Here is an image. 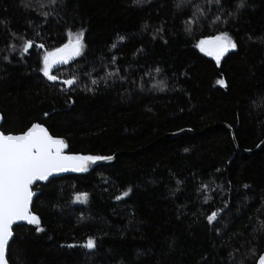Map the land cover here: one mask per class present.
<instances>
[{"label":"trees","instance_id":"trees-1","mask_svg":"<svg viewBox=\"0 0 264 264\" xmlns=\"http://www.w3.org/2000/svg\"><path fill=\"white\" fill-rule=\"evenodd\" d=\"M245 2L0 0V130L39 123L66 152L113 156L33 186L43 231L15 225L9 264H255L264 252V0ZM81 31V55L49 80L43 55ZM222 33L237 47L217 63L197 45Z\"/></svg>","mask_w":264,"mask_h":264},{"label":"snow or ice","instance_id":"snow-or-ice-1","mask_svg":"<svg viewBox=\"0 0 264 264\" xmlns=\"http://www.w3.org/2000/svg\"><path fill=\"white\" fill-rule=\"evenodd\" d=\"M50 2L55 4L56 0H50ZM140 2L141 0H134L136 4ZM210 2L220 4V0H210ZM245 6V0H239L236 7L239 10ZM44 15L47 16L48 14L45 13ZM217 19L220 18L217 17ZM83 36V31L76 33L73 42L65 44L44 57L42 69L44 76L55 81L57 77L50 74L51 67L55 63H67L70 58L81 55L84 48ZM32 46L33 42L27 41L22 51L26 53ZM113 46L115 47V45ZM197 46L201 51H207L209 55H214L217 63L225 53L237 47L236 43L226 33L208 40H201ZM63 83L72 86L76 80L75 78L68 79ZM91 83L95 85L97 81L93 79ZM218 83L223 85L224 81L220 80ZM65 147L66 144L63 139L54 138L39 123L33 124L20 134L0 131V264H9L7 251L9 241L13 238L14 224L19 221H26L29 225H37V231H43L39 227V218L33 215L29 208L34 195L31 190L34 182L45 180L55 172L68 171L69 169L86 171L87 162L112 158L66 156L63 154ZM128 195L129 192L123 193V196ZM120 198L117 197V199ZM77 200L86 202L87 194H81ZM215 219L216 213H213L208 217V222L211 224ZM95 246V241L91 238L84 245L87 249H94ZM258 264H264V255L260 256Z\"/></svg>","mask_w":264,"mask_h":264},{"label":"water","instance_id":"water-1","mask_svg":"<svg viewBox=\"0 0 264 264\" xmlns=\"http://www.w3.org/2000/svg\"><path fill=\"white\" fill-rule=\"evenodd\" d=\"M208 39H211V38H208ZM208 39H204V40H208ZM200 49V48H199ZM204 54H206V55H208V56H210V57H212L215 61H217L216 60V58H215V56L214 55H209L208 53H207V51H202ZM222 58V57H221ZM220 58V59H221ZM71 59V58H70ZM69 59V60H70ZM68 60V61H69ZM62 64H65V63H60V62H58V63H55L52 67H51V69L52 68H55L56 66H60V65H62ZM50 69V70H51ZM1 123H2V115L0 114V125H1ZM35 124V123H34ZM33 125V124H32ZM31 125V126H32ZM30 126V127H31ZM43 126V125H42ZM29 127V128H30ZM44 127V126H43ZM225 127L227 128V129H229V127H228V125H225ZM27 130V129H26ZM25 130V131H26ZM1 131V130H0ZM24 131V132H25ZM184 131H186V130H181V131H178V132H175V133H171V134H169V136H176V135H178V134H180V133H183ZM49 132V131H48ZM23 133V132H22ZM20 134V133H19ZM50 134V133H49ZM51 135V134H50ZM54 137V136H53ZM54 138H59V137H54ZM59 139H61V138H59ZM264 143V139L256 146V148H258L261 144H263ZM248 152V151H247ZM63 154L64 155H66V156H86V155H82V154H80V153H69V152H66V147L64 148V150H63ZM113 159V156H112V158L111 159H100V160H96V161H89V162H87V165H86V167H87V170L86 171H72L71 169H69L68 171H63V172H55V173H53L52 175H50L47 179H45V180H42V181H36V182H34V184L32 185V188H33V186L34 185H36V184H45V183H47L50 179H52V178H57V177H61V176H65V175H74V174H84V173H87L88 171H90L96 164H100V163H103V162H106V161H109V160H112ZM32 188H31V190H32ZM33 191V190H32ZM33 193H34V195H33V197H32V201H31V203H30V205H29V208H30V212H31V205H32V202H33V199H34V197L37 195V191H33ZM32 213V212H31ZM33 214V213H32ZM33 215H35V214H33ZM36 216V215H35ZM15 225H29L26 221H19V222H17L16 224H14L13 225V227L15 226ZM10 241H11V239H10ZM9 241V242H10ZM261 255H264V252H262L260 255H259V257L257 258V260H256V262H255V264H258V261H259V258H260V256Z\"/></svg>","mask_w":264,"mask_h":264},{"label":"rangeland","instance_id":"rangeland-1","mask_svg":"<svg viewBox=\"0 0 264 264\" xmlns=\"http://www.w3.org/2000/svg\"><path fill=\"white\" fill-rule=\"evenodd\" d=\"M75 34H76V33H70L69 36H68V40L66 41L65 44H69V43L73 42ZM228 36H229V35H228ZM229 37H230V36H229ZM65 44H64V45H65ZM64 45H63V46H64ZM63 46H62V47H63ZM60 48H61V47H60ZM51 52H52V51H51ZM48 53H50V52H47V53H45V54L43 55V58H42V69H43V67H44V63H43V61H44V57H45ZM75 57H77V56H74V57H72L71 59H73V58H75ZM71 59H70V60H71ZM53 69H55V68H52V69H51V72H52ZM51 72H50V74L52 75ZM77 202H82V201H81V200H77Z\"/></svg>","mask_w":264,"mask_h":264}]
</instances>
